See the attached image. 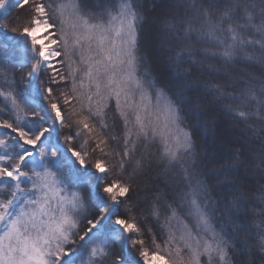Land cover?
<instances>
[{
	"label": "snow or ice",
	"instance_id": "1",
	"mask_svg": "<svg viewBox=\"0 0 264 264\" xmlns=\"http://www.w3.org/2000/svg\"><path fill=\"white\" fill-rule=\"evenodd\" d=\"M0 264H264V0H0Z\"/></svg>",
	"mask_w": 264,
	"mask_h": 264
}]
</instances>
